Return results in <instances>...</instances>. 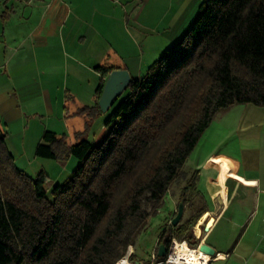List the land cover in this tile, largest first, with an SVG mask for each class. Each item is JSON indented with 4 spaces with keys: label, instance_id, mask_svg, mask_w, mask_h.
I'll return each instance as SVG.
<instances>
[{
    "label": "trees",
    "instance_id": "trees-1",
    "mask_svg": "<svg viewBox=\"0 0 264 264\" xmlns=\"http://www.w3.org/2000/svg\"><path fill=\"white\" fill-rule=\"evenodd\" d=\"M95 69L100 95L112 67ZM235 103L264 106V0H203L179 40L131 78L92 140L78 133L68 144L45 130L36 156L77 160L62 182L48 187L42 170L16 168L0 128V264H116L213 117ZM79 112L101 110L95 103ZM197 178L196 170L180 195L194 207L193 193L200 213L207 203ZM195 219L164 225L158 243L175 237L195 246Z\"/></svg>",
    "mask_w": 264,
    "mask_h": 264
},
{
    "label": "crops",
    "instance_id": "crops-1",
    "mask_svg": "<svg viewBox=\"0 0 264 264\" xmlns=\"http://www.w3.org/2000/svg\"><path fill=\"white\" fill-rule=\"evenodd\" d=\"M190 7L191 0H0L1 131H10L18 120L17 129H33L34 145L45 130L64 135L68 144L78 133L88 137L102 111L88 115L79 110L97 103L102 74L95 67L122 68L139 77L145 41H151L147 57L158 53L160 35L164 41L174 37L190 17ZM27 117L44 122L28 124ZM72 160H59L65 168L53 184L69 175ZM202 167L237 178L227 177L225 194L215 175L206 181L214 204L206 212L214 219L201 235L197 224L194 238L220 255L214 263L264 264V178L247 176L224 153L209 155Z\"/></svg>",
    "mask_w": 264,
    "mask_h": 264
},
{
    "label": "rangeland",
    "instance_id": "rangeland-1",
    "mask_svg": "<svg viewBox=\"0 0 264 264\" xmlns=\"http://www.w3.org/2000/svg\"><path fill=\"white\" fill-rule=\"evenodd\" d=\"M201 1L202 0H191L190 17L186 19L185 23L182 25L176 24L173 26L174 29L180 25L178 30H176L174 37H170V39L164 41L161 37L162 35H160L158 38V43L160 44L158 53L152 52L147 57L146 44L151 41H145V55L141 57L142 63L140 64L138 71L139 77L146 73L147 68L154 60L158 59L166 49H169L179 40L182 33L189 27L196 17L198 6ZM172 33L173 31L169 32V34ZM134 74L136 73L133 72V75ZM112 109L113 107L109 108L106 112L101 113L88 134L89 140L94 138V134L109 117ZM26 121L28 124L38 121L40 125L44 122V120L39 117L34 121L31 120V118L28 120L27 117ZM15 123H17L18 126L21 124L18 120L12 121L13 128L10 131L5 129L3 132L5 134L6 149L13 156V165L29 176H35L42 170L48 177L46 186H52L54 178L61 169L65 168L63 164L66 160H64V163H61V161L56 159L36 156V145L33 143L35 137L33 136V129L29 128L24 132L19 127L18 129L17 127H14ZM220 153L232 156L239 164V167L243 168L242 170L247 176L264 178V106H257L252 103H235L232 106L219 111L213 117L183 164V175L171 183L157 212L148 218L145 227H143V229L137 234L134 243L128 247L126 257L131 251L128 255L129 263L134 264V261L138 258L141 260L142 264H149V262H147L149 254L164 225L169 223L171 217L176 212L177 205L181 199L180 191L186 185L188 178L194 171H198V178L195 183L196 189L202 193L203 198L207 203V207H214V204L206 191L205 183L208 179L214 177L215 172H213V170L209 171L203 169L202 164L209 155H218ZM211 157L224 158L222 156ZM72 159L75 163L72 166L68 165L69 173L77 164V160L74 157H72ZM208 162L221 161L218 159H211L208 160ZM209 167L219 168L215 165H205V168ZM186 198H192L196 204L194 207H190L188 203L185 204L183 215L179 223H182L189 218H196L194 225L192 226L193 232L194 226L206 210L200 213L197 211L201 202L193 193H187ZM219 263L220 262L214 264Z\"/></svg>",
    "mask_w": 264,
    "mask_h": 264
},
{
    "label": "water",
    "instance_id": "water-1",
    "mask_svg": "<svg viewBox=\"0 0 264 264\" xmlns=\"http://www.w3.org/2000/svg\"><path fill=\"white\" fill-rule=\"evenodd\" d=\"M131 76L126 69L114 68L112 69L104 79V83L101 89V93L97 99V104L102 112H106L114 100L127 88L131 81ZM184 201L180 199L175 215L171 219V224L176 225L179 223L183 211ZM211 227L209 219L204 221L202 225L203 232H207ZM199 249L211 256L216 254L213 247L207 244L203 239H198ZM166 253V244L161 242L158 244L157 255L163 257ZM137 261V258H136Z\"/></svg>",
    "mask_w": 264,
    "mask_h": 264
},
{
    "label": "built area",
    "instance_id": "built-area-1",
    "mask_svg": "<svg viewBox=\"0 0 264 264\" xmlns=\"http://www.w3.org/2000/svg\"><path fill=\"white\" fill-rule=\"evenodd\" d=\"M170 222V221H169ZM204 222L200 224L202 233V225ZM196 226H194V233L196 232ZM197 236V234H196ZM199 236V235H198ZM158 241L155 242L150 254L149 259L147 262L149 264H214L215 260L220 257L219 254H215L214 256H211L199 249V243H197L195 246L190 245L186 239H178L175 237H172L170 239V242L168 245H166V253L163 256V260L157 261L156 257L157 255V249H158ZM131 253V251L128 253V255ZM128 255L125 259L128 262ZM124 256L122 258H124ZM121 258V259H122ZM128 264H131L128 262ZM134 264H142L141 260L137 258V261H134Z\"/></svg>",
    "mask_w": 264,
    "mask_h": 264
},
{
    "label": "bare ground",
    "instance_id": "bare-ground-1",
    "mask_svg": "<svg viewBox=\"0 0 264 264\" xmlns=\"http://www.w3.org/2000/svg\"><path fill=\"white\" fill-rule=\"evenodd\" d=\"M213 172H215V171H213ZM213 175V174H212ZM227 177H235V178H237V176H235L234 174H232V173H229V172H216V174H215V177H214V179H216L218 182H219V184H220V189H221V191L225 194L226 192H225V190H226V184H225V182H226V179H227ZM209 213L208 212H204L203 214H202V216L199 218V220L200 219H203V221H199L198 220V222H197V224L200 226V224L202 223V222H204L206 219H209V222L212 224V221H213V216H209L208 215ZM209 216V217H208ZM208 217V218H207ZM201 230V226H200V229H199V227L197 228V231H198V233H200V235L202 234V230ZM116 264H128V262L126 261V259L125 258H122V259H120V260H118L117 262H116Z\"/></svg>",
    "mask_w": 264,
    "mask_h": 264
}]
</instances>
